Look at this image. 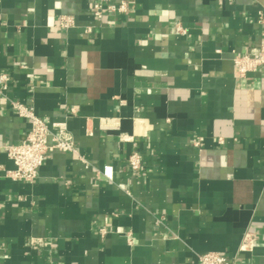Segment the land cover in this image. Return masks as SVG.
<instances>
[{"label":"crops","instance_id":"crops-1","mask_svg":"<svg viewBox=\"0 0 264 264\" xmlns=\"http://www.w3.org/2000/svg\"><path fill=\"white\" fill-rule=\"evenodd\" d=\"M96 1L127 11L97 21ZM263 10L0 0V264H200L210 251L264 264V67L239 76L233 62L258 45ZM13 100L65 122L76 146L49 151L31 183L8 175L4 147L29 129Z\"/></svg>","mask_w":264,"mask_h":264},{"label":"built area","instance_id":"built-area-1","mask_svg":"<svg viewBox=\"0 0 264 264\" xmlns=\"http://www.w3.org/2000/svg\"><path fill=\"white\" fill-rule=\"evenodd\" d=\"M127 11L125 1L118 4L103 3L96 1L91 7V13L95 20L101 21L108 14L124 13ZM258 22L261 25L260 41L257 46L250 48L245 54L233 57V62L239 76H244L247 72L256 71L264 67V10L258 13ZM74 18L69 15H62L59 19L61 27L69 28L74 26ZM178 32L185 30L178 23L174 26ZM90 31V28L87 29ZM10 81L9 73L0 74V94L7 89ZM12 108L19 117L26 119L29 129L23 142L9 144L4 147L8 157L14 164V169L8 175L14 180L33 182L47 154L52 150H60L76 154V146L71 133L68 131L65 122H54L49 124L45 119L37 116L34 111L20 101H9ZM199 144V140L195 145ZM140 157L137 153H132L128 157V166L132 171L139 169ZM253 235L246 231L241 239L240 247L247 249L251 247ZM200 264H233L226 256L214 251L206 252L199 256Z\"/></svg>","mask_w":264,"mask_h":264}]
</instances>
